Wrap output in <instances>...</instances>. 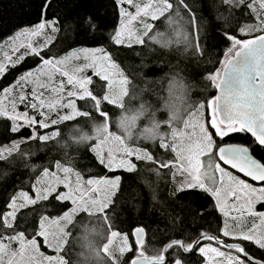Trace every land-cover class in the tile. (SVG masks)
Segmentation results:
<instances>
[{
	"label": "snow or ice",
	"instance_id": "snow-or-ice-1",
	"mask_svg": "<svg viewBox=\"0 0 264 264\" xmlns=\"http://www.w3.org/2000/svg\"><path fill=\"white\" fill-rule=\"evenodd\" d=\"M110 6L115 45L160 43L164 34L149 19L163 18L185 41L188 57L205 66L200 75L215 94L191 99L178 123H154L161 134L153 144L161 151L137 146L111 130L109 106L124 110L132 86L126 69L103 46H82L63 56L43 51L60 24L45 18L55 7L52 0H37L36 20L13 24L0 45V118L9 122L0 162L21 160L32 173L0 205V264H264V0L210 4L215 25L189 0H111ZM107 26L105 18L91 14L80 23L85 36ZM222 46L220 58L216 50ZM25 57L36 66L18 69ZM81 58L83 63L67 67ZM14 69L19 75L9 83L6 74ZM91 117L102 121L92 124V135H68L74 143L87 142L91 158L83 169L66 151L63 159L31 163L40 151L67 148L61 124ZM117 127L125 128V117ZM92 165L103 171L85 178ZM145 171L155 180L134 208L157 211L163 225L125 229L116 222L118 194L128 183L124 174L139 177ZM197 217L204 224L191 234L182 225ZM77 227L81 231L74 236ZM73 242L80 244L79 261L70 256Z\"/></svg>",
	"mask_w": 264,
	"mask_h": 264
},
{
	"label": "trees",
	"instance_id": "trees-1",
	"mask_svg": "<svg viewBox=\"0 0 264 264\" xmlns=\"http://www.w3.org/2000/svg\"><path fill=\"white\" fill-rule=\"evenodd\" d=\"M37 0H0V44L5 39V34L8 33L13 24H27L30 21L36 20V14L33 11V5ZM55 7H50L45 13V18L56 19L60 24V31L54 37L52 42L43 51H51L57 56H63L70 52L74 48L78 47H99L103 46L109 49L115 54L117 61L121 66L126 69V74L130 80L133 81L130 87V96L126 97V100H130V97L138 92L140 80L144 78H153L154 81L170 78L176 76L178 79L186 81L190 85V96L193 100H202L205 96L211 98L215 94V89L208 86V82L200 75L203 70V65H197L191 58H184L181 54L174 51L171 44L165 46L167 41L175 38V33L172 27H169L166 22L161 18L154 22V31L163 33V37L160 38V43L148 42V46L145 45H133L132 48L127 46L115 45L111 40L113 34V28L111 27L115 17L112 15V8L110 6L111 0H52ZM190 3L201 5L198 9L207 20L212 21L213 25L216 24L214 19L215 12L209 8L210 4H219V0H189ZM93 15L99 18H105V23L108 25L101 31L90 32L85 36L80 28V23H83L84 19L89 15ZM118 26V20L116 21ZM93 41L99 42L94 43ZM222 46L216 50V55L222 58ZM133 49L135 51H133ZM137 53H139L137 55ZM142 64H146L147 67H142ZM36 66V62L32 57H25L24 61L17 66L20 70H26L27 68H33ZM218 66V65H217ZM207 67H210L208 65ZM19 75V71L15 69L6 74V79L9 83L13 81L15 76ZM94 82H98L99 78L93 76ZM0 85H4V79H0ZM82 102L78 101V106ZM89 110L90 109V106ZM110 115L113 117L119 112L115 106H109ZM161 118H164V113H161ZM95 117L91 118H76L70 122H64L59 126L61 136L68 138L69 133L76 134L79 125H83V130L87 131L89 135H92V124L95 123ZM9 123L5 119L0 118V141H3L5 124ZM115 131V126L112 124V129ZM41 131H44L43 129ZM8 143V141H3ZM243 142V141H241ZM87 143V142H86ZM137 146H145L150 149L149 145L142 143L141 141L134 142ZM22 148L27 145H21ZM151 150V149H150ZM161 151L158 149V152ZM68 158H76V166L80 169L84 168L85 159L91 158L90 150L85 147L81 151L75 153ZM56 158L63 159L62 155L56 153L53 150H44L36 153L31 158L33 164H44L49 160ZM92 171H84L85 178L96 175L97 171L102 172L103 169H97L94 165L91 166ZM31 170L25 167L24 162L17 160L13 165H6L0 162V205L10 194L13 189L18 188L22 181H27L31 175ZM125 177L128 178V183L122 187L119 195V212L117 224L121 225L125 229L135 226L139 223L163 225V218L157 211H153L150 214L147 213L146 208L141 207L139 210L134 208V204L139 199L140 195L147 197L148 189L146 184L155 180V177L145 171L139 177L130 176L125 173ZM160 187L161 199L163 200L164 185L161 182ZM166 203V202H165ZM259 207V206H258ZM219 215V213H217ZM186 216H190V213L185 212ZM83 214H80L77 219H80ZM204 224L198 217L193 221L191 218L182 227H184L191 234H195L196 231L201 230V226ZM75 236L81 231L80 227L72 230ZM97 244H101L102 235L96 237ZM43 251H47L42 248ZM81 252V248L78 247L76 242L71 244L70 256L73 261H79L81 257L78 255Z\"/></svg>",
	"mask_w": 264,
	"mask_h": 264
},
{
	"label": "clouds",
	"instance_id": "clouds-1",
	"mask_svg": "<svg viewBox=\"0 0 264 264\" xmlns=\"http://www.w3.org/2000/svg\"><path fill=\"white\" fill-rule=\"evenodd\" d=\"M171 46L184 58H189L183 39H178L175 36ZM131 82L133 83L132 80ZM138 87L144 89L143 94L138 98L131 96L130 100L125 99V109L112 117V124L121 135L130 141L153 143L154 138L161 134V128L155 127L154 123L160 124L162 127L163 121L169 118L174 123H178L185 117L191 103L190 85L176 76H171L159 81H154L153 78H144L140 80ZM130 91L131 89H129V96ZM142 105L143 107H141ZM161 113H164V118H161ZM122 116L125 117V128L117 127ZM94 119L97 125L102 123L99 119ZM78 130L79 132L73 135H79L80 132L89 135L87 131L83 130V125H79ZM61 144H67V148H60L56 150V153L63 155L66 151L68 156H73L87 146L86 142L74 143L71 139L62 136ZM77 245L80 247L79 243ZM90 264H96V262L92 261Z\"/></svg>",
	"mask_w": 264,
	"mask_h": 264
},
{
	"label": "rangeland",
	"instance_id": "rangeland-1",
	"mask_svg": "<svg viewBox=\"0 0 264 264\" xmlns=\"http://www.w3.org/2000/svg\"><path fill=\"white\" fill-rule=\"evenodd\" d=\"M133 11H134V9H132ZM149 22H151V23H153L154 24V22L155 21H151L150 19H149ZM46 31H47V29H46ZM55 37V36H54ZM54 37L52 38V40L54 39ZM34 40L35 39H43V37H40V38H33ZM170 40L172 41V39L170 38ZM3 43H1L0 45H2ZM3 53L2 52H0V55H2ZM80 63H83V59L81 58V60H79V61H77V60H70L69 62H68V65H67V67L69 68V69H71L74 65H76V64H80ZM88 75H91V76H94V74L92 73V71L89 69L88 70ZM55 78H59V76H58V74H57V76L55 77ZM19 110H23V106L21 105L20 106V109ZM142 142V141H141ZM142 143H146V142H142ZM146 144H148L149 145V147H150V149L151 150H153V151H157L158 152V149L156 148V146L153 144V143H146ZM42 250V249H41ZM43 251V250H42ZM47 253H51V250L50 249H47V251H46Z\"/></svg>",
	"mask_w": 264,
	"mask_h": 264
}]
</instances>
